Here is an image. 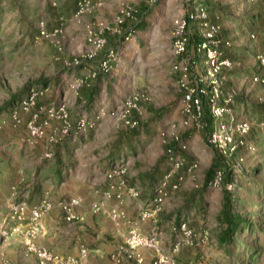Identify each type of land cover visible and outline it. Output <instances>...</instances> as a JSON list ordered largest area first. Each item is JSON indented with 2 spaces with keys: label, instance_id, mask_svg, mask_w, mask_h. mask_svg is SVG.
Here are the masks:
<instances>
[{
  "label": "rangeland",
  "instance_id": "1",
  "mask_svg": "<svg viewBox=\"0 0 264 264\" xmlns=\"http://www.w3.org/2000/svg\"><path fill=\"white\" fill-rule=\"evenodd\" d=\"M80 1L0 0V264H52L31 249L44 248L31 239L42 218L34 222L28 212L23 221L12 218L21 205L47 200L53 206L48 198L29 200L34 175L26 170L36 147L44 149L42 162H51L68 136L103 149L135 131L143 134L138 146L119 147L107 169L89 163L78 169L87 181L127 186L131 180L138 187L161 172L143 211L174 170L160 210L150 217L169 221L171 232L156 228L144 235L158 241L155 260L264 264V0H88L86 10ZM229 13L241 21L224 24ZM181 24L187 42L177 55ZM211 25L220 26L212 47L228 66L215 68L193 52ZM137 26L148 28L151 38L134 37ZM35 91L44 93L31 104ZM213 166L219 168L209 178ZM62 257L66 264L84 258Z\"/></svg>",
  "mask_w": 264,
  "mask_h": 264
},
{
  "label": "crops",
  "instance_id": "2",
  "mask_svg": "<svg viewBox=\"0 0 264 264\" xmlns=\"http://www.w3.org/2000/svg\"><path fill=\"white\" fill-rule=\"evenodd\" d=\"M236 1L232 0V2ZM237 16L236 13H229L224 16L223 23L235 26L237 21H241V18ZM160 23L157 24V28ZM140 30L141 26L135 27L132 31L135 34L134 37L148 33L146 36L148 39L151 38L148 28L144 31ZM158 36L157 38H159ZM118 38L120 40L121 36ZM201 40L202 38H199L196 42ZM119 43L121 47L125 42L120 40ZM195 44H192L194 53ZM126 48L131 50L134 48V44H130ZM154 54L157 52L154 51ZM229 55H233V53H229ZM142 136L140 131L130 132L118 136L113 145H105L102 149L99 145L86 143L85 139L77 138L74 134L72 138L68 136L63 142L56 145L53 149L54 160L51 162H42L40 159L44 152L43 148L36 147L35 151L31 152L35 158L34 162L31 163V167L29 166L30 168H24L34 175L29 184V200L35 203L42 198H48L53 204L51 210L40 220L37 232L31 237L36 246L51 250L60 257H78L80 249L86 248L88 253L82 258L81 264H137L135 257L129 258L125 255L124 243L129 230L134 229L143 236H148L156 228L160 229L162 235L164 232H171L169 221L164 224L160 215L157 219L152 220L151 218H142L146 196L149 197L154 191L161 172L158 173V176L157 172L148 174L147 187H138L136 183L127 180V186L137 188L140 191V196L139 198L125 197L122 203H118L114 198L110 200L103 198L104 191L110 186L108 181L102 180L100 177H95L93 181H87L85 173L82 172L87 163L93 164V167L99 171L107 169L111 161L121 151V147L125 150H130V148L135 150V146H138V139ZM16 165L15 160V164H12L15 170ZM78 165L82 167L81 170L78 169ZM8 166H11V163ZM72 198H78L80 204L74 207L75 218L67 221L57 202ZM100 201H103L101 210L92 212V204ZM115 206L124 213L123 217L116 219L111 216L110 208ZM160 243L162 249L165 242L161 239ZM121 249L123 250L121 251ZM134 252L142 257V264L155 262L153 249L137 248Z\"/></svg>",
  "mask_w": 264,
  "mask_h": 264
},
{
  "label": "built area",
  "instance_id": "3",
  "mask_svg": "<svg viewBox=\"0 0 264 264\" xmlns=\"http://www.w3.org/2000/svg\"><path fill=\"white\" fill-rule=\"evenodd\" d=\"M79 6L81 10H86L87 7L89 6V1L88 0H82L79 2ZM203 15V19H206L207 17ZM190 17H194L193 15H190ZM197 17V16H196ZM206 24V23H205ZM183 29L184 26L181 24L177 31L175 32V37L176 40L174 42V52L177 55L182 54L185 51L186 48V42L187 39L183 36ZM210 34L207 35V39L203 41L202 43H198L195 48V53L198 54H205L207 58L210 61V64L214 66L215 68H221L222 66H228L229 63L227 61H220L219 60V54L217 49L212 47V35L215 32H218L220 30V26H215L211 25L209 27ZM128 39V38H126ZM110 57H113V54L110 55ZM110 60V58H109ZM108 62L105 61L103 63L106 64ZM44 91L41 92H32V95L29 97V101L31 104H33L34 100L42 95ZM186 98L188 100L192 101V96L191 94H187ZM195 103L197 100H193ZM23 104H27V101L23 100ZM16 118V115L14 116ZM84 124H82L83 126ZM66 132V130L64 131ZM33 134L37 133V130L32 131ZM172 160L175 157H170ZM177 163V162H176ZM179 164V163H178ZM177 164V166H178ZM172 173H174V170L168 171L167 174L164 175L163 180L158 184V186L155 188V194L153 198L148 201L149 206L151 205V209H145L142 213V218H150L152 217L155 213H157L161 205L163 204L164 199L167 196V186L170 182V178L172 176ZM173 188L177 187V183L172 184ZM140 195V191L131 186H126L123 181H121L118 184H111L109 188L104 191L103 193V198L105 200H109L114 198L117 200L119 203H122L125 197H130V198H137ZM80 201L77 198H72L70 200H62L59 203V206L63 210L65 214V219L67 221H71L75 218L73 208L77 205H79ZM103 201L94 203L91 208L93 212H98L102 208ZM51 209V203L48 202L47 200H41L38 204L31 206L30 208H27L25 205L18 206L17 208L14 209L12 218L18 221H23L26 213L28 212L30 214V218L34 221L37 222L42 218L49 210ZM110 214L113 218L116 217H123L124 213L122 211H119L118 208H111ZM181 231H183L184 235L188 238L191 239L192 237V232L191 230L187 227L185 223L180 224ZM14 230H18V228H15ZM158 244V241L156 237H145L139 233H137L134 229L129 230L127 238L125 239L124 247L126 248V255L129 258L135 257L136 258V263L137 264H142V257L139 254H135V250L137 248H150V249H156ZM180 243H178L175 247L174 250L178 248ZM31 249L34 250L38 256V258L41 261L44 262H51L52 264H66V261L64 260L63 257L58 256L57 254L47 250L46 248H35V246H31ZM123 249H121L122 251ZM134 252V253H133ZM87 255V250L86 249H81L80 251V257H85ZM71 263L74 264H81L80 259H69L67 260ZM161 262H164V258H159L158 260H155L154 264H161Z\"/></svg>",
  "mask_w": 264,
  "mask_h": 264
},
{
  "label": "trees",
  "instance_id": "4",
  "mask_svg": "<svg viewBox=\"0 0 264 264\" xmlns=\"http://www.w3.org/2000/svg\"><path fill=\"white\" fill-rule=\"evenodd\" d=\"M194 43H198V42H194ZM201 97V103L202 104H204V105H206L207 104V102H206V99H205V96L204 95H201L200 96ZM218 168H219V166H218ZM217 167L215 168L214 166L207 172V174H206V176L207 177H209V178H212L213 177V174H215V172H216V170L218 169ZM230 227H231V233H229L228 235H227V238L228 239H231L232 238V232L233 231H235V228H233V226L232 225H229Z\"/></svg>",
  "mask_w": 264,
  "mask_h": 264
}]
</instances>
